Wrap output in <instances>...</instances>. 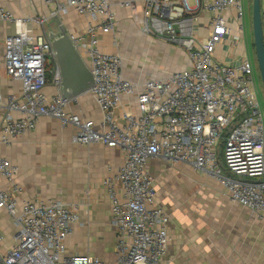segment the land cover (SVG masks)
I'll use <instances>...</instances> for the list:
<instances>
[{"label":"built area","instance_id":"obj_1","mask_svg":"<svg viewBox=\"0 0 264 264\" xmlns=\"http://www.w3.org/2000/svg\"><path fill=\"white\" fill-rule=\"evenodd\" d=\"M4 1L10 0H0V22L13 24L15 31L4 39L3 64L20 91L0 94V143L27 135L47 116L72 126V141L119 148L124 157L101 181L116 232L114 259L108 262L89 253H67L76 212L56 201L20 198L18 166L0 156V177L9 184L0 189V209L15 226L6 250L0 234V264H163L170 218L156 201L155 178L146 169L152 159L184 163L213 176L230 200L264 220V122L252 64L247 57L234 65L213 57L230 32L229 18L242 30L241 0L119 1L124 8L140 6L143 34L180 46L188 58L187 67L140 83L124 76L120 53L98 47L99 33L116 25L111 0H45L53 11L31 16H15ZM70 9L86 19L84 31L70 37L92 74L87 93L98 120L67 110L77 98L59 95V70L49 61L44 24L51 14ZM200 12L209 14L205 24L198 22ZM47 85L53 93L45 92Z\"/></svg>","mask_w":264,"mask_h":264},{"label":"crops","instance_id":"obj_2","mask_svg":"<svg viewBox=\"0 0 264 264\" xmlns=\"http://www.w3.org/2000/svg\"><path fill=\"white\" fill-rule=\"evenodd\" d=\"M111 1L112 9L116 14V25L112 32L99 33L98 47L102 52H117L125 56L126 52H134L132 48L145 49L144 47L150 46L151 49L157 48L158 51L174 49L173 47L171 49L170 46L166 47L162 40L143 34L141 31L140 6L135 5L130 8H124L118 3L121 0ZM3 4L15 16L48 15L54 9L53 4L47 3L45 0H10L4 1ZM261 13L263 17L264 13L262 10ZM208 17V13L200 12L198 22L205 24ZM86 24L84 17L70 9L67 13L60 14L58 21L45 23L43 29L45 30L48 27L52 31L64 30L69 34H79L84 31ZM228 25L230 32L216 46L213 57L221 63L234 65L243 57L249 59L247 41L243 22L241 31L238 30V26L232 18L228 19ZM28 28L33 29L34 32L39 31L38 28L32 25H28ZM14 31L15 26L13 24L0 22V94L2 95L16 96L20 91L19 82L7 76L3 64L4 39ZM174 50L176 55L177 50ZM182 57V61H177L178 65L175 69L166 70L173 71L187 67L188 58L185 52ZM124 58L123 74L133 82L140 83L148 78L165 76V74L160 76L161 73L144 76L137 70L125 69ZM49 61L50 63L53 61L52 64L54 63L53 58H50ZM45 92L48 94L53 93V86L47 85ZM67 110L94 120H98L100 116L97 106L88 93L78 96L77 100L67 107ZM2 114L3 109H0V117ZM13 115L15 116L16 114ZM74 133L75 129L72 126L63 125L58 119L44 116L38 120L32 132L15 137L9 145L0 143V156L9 159L18 166L15 181L22 187L20 198L34 201L52 200L59 202L76 212L77 217L78 213L81 215L84 209L95 208L100 200L105 199L111 219L109 199L101 185V181L105 177L110 176V170L108 169L112 171L122 163L123 152L119 148L107 147L99 142L89 144L74 142L72 141ZM155 160L161 159L149 160L146 165L147 171L152 175L151 164ZM8 187V182L0 177V189H7ZM239 205H233L229 209L224 208L222 210V213L226 211L224 212L225 224L222 231L226 234L225 239L228 244L226 245L227 250L225 253L227 261L229 264H264V220L254 218L250 210ZM77 226L78 220L73 225V233L66 238L67 253H72L70 252V246L77 241L75 235ZM169 227L170 221L168 224V236ZM14 232L15 226L11 218L5 210L0 209V234L3 236L1 248L3 250H6L13 243ZM115 241L116 232L113 259ZM168 245L169 241L167 249ZM88 253L108 261L98 255ZM219 254L220 256H225L222 252ZM223 259L220 258L221 261Z\"/></svg>","mask_w":264,"mask_h":264},{"label":"rangeland","instance_id":"obj_3","mask_svg":"<svg viewBox=\"0 0 264 264\" xmlns=\"http://www.w3.org/2000/svg\"><path fill=\"white\" fill-rule=\"evenodd\" d=\"M241 2L247 54L252 64L264 122V88L257 70L253 44L252 0ZM260 7L264 13V0H260ZM262 27L264 33V15ZM164 43L166 47L176 49V55L174 49L158 51L150 46H143L145 49L132 48L133 53L122 54L123 58L126 57L124 68L137 70L144 76L154 73L166 75L167 71H171L166 69H175L177 61H182L184 51L176 44ZM219 149L222 150L221 144ZM151 168L155 178L156 201L170 218L169 245L163 264H229L225 255L228 245L226 234L222 231L226 211L222 213V210L238 204L230 200L213 176L195 171L187 164L161 159L153 161ZM78 217L77 241L70 246V252H90L113 261L115 229L106 200H100L95 208L84 209L81 215L78 213ZM220 252L225 256H220ZM220 258H224L223 261Z\"/></svg>","mask_w":264,"mask_h":264},{"label":"water","instance_id":"obj_4","mask_svg":"<svg viewBox=\"0 0 264 264\" xmlns=\"http://www.w3.org/2000/svg\"><path fill=\"white\" fill-rule=\"evenodd\" d=\"M58 20L59 15L53 13L45 23ZM252 29L257 70L264 88V33L260 0H252ZM44 34L50 43L52 57L60 74L59 95L65 99H73L87 93L93 85V77L70 34L64 30L52 31L48 27Z\"/></svg>","mask_w":264,"mask_h":264},{"label":"trees","instance_id":"obj_5","mask_svg":"<svg viewBox=\"0 0 264 264\" xmlns=\"http://www.w3.org/2000/svg\"><path fill=\"white\" fill-rule=\"evenodd\" d=\"M53 62V61H52ZM52 62H51V64H52Z\"/></svg>","mask_w":264,"mask_h":264}]
</instances>
